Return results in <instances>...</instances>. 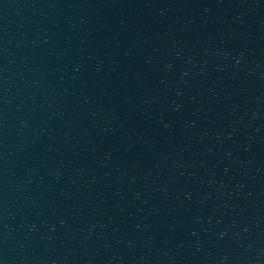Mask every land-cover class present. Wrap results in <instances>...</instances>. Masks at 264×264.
<instances>
[{
    "label": "water",
    "instance_id": "95a60500",
    "mask_svg": "<svg viewBox=\"0 0 264 264\" xmlns=\"http://www.w3.org/2000/svg\"><path fill=\"white\" fill-rule=\"evenodd\" d=\"M0 264H264V97L200 0H0Z\"/></svg>",
    "mask_w": 264,
    "mask_h": 264
}]
</instances>
